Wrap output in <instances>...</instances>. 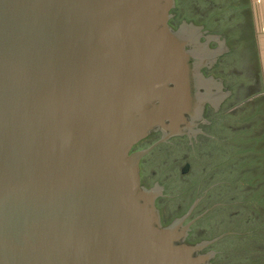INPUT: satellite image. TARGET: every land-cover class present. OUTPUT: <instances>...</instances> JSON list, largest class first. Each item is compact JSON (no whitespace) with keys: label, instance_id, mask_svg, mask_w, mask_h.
Instances as JSON below:
<instances>
[{"label":"water","instance_id":"1","mask_svg":"<svg viewBox=\"0 0 264 264\" xmlns=\"http://www.w3.org/2000/svg\"><path fill=\"white\" fill-rule=\"evenodd\" d=\"M173 5L0 0V264L215 257L184 240L209 210L164 226L161 192L140 180L150 150L130 153L151 132L185 134L209 98L185 96L194 54L169 24Z\"/></svg>","mask_w":264,"mask_h":264},{"label":"flooded vegetation","instance_id":"2","mask_svg":"<svg viewBox=\"0 0 264 264\" xmlns=\"http://www.w3.org/2000/svg\"><path fill=\"white\" fill-rule=\"evenodd\" d=\"M247 1L174 0V5L169 10L170 26L179 32L181 39L190 43L186 50H191L194 54L193 61L191 60L192 64L187 66L188 70L185 69L184 71L185 80L182 83V88L189 89L185 96H209V98L200 111L195 110L194 125L185 134L175 135L163 141L164 133L162 131L151 132L146 138L154 137L156 139L154 143L144 150H138L139 147L135 148L137 143L130 152L135 154L150 150L140 160V180L141 185L152 190L154 194L161 191L162 196L155 199V207L159 210L163 225V209L171 202L175 203L178 209H182L193 193L196 200L188 213L175 218L170 225L176 221L181 222V218L191 217L195 212L201 210L206 201L210 203L215 201L207 210L213 208V211L226 205L219 201V197H223L225 191L228 190L230 181L227 174L230 173L231 176L232 173L222 172L224 169L222 165L228 161L231 154L228 147L235 146L230 142L228 143V138L245 131L238 124L232 123L240 120V112H231L233 108L230 107L235 106V96H253L252 93L257 86V72L251 73L252 69H247L256 64L255 33L252 28ZM191 31L201 33L200 41L191 35ZM210 41L217 43V50L211 48L213 43L209 49L208 42ZM239 120L238 123H240ZM155 147L156 149L153 150ZM187 148L197 150L195 158L198 160L219 156L220 161L214 167L215 174L211 181L212 186H209L211 189L207 188L203 191L200 188H194L193 191L191 188H187L178 194L179 196H171L168 186L170 180H178L179 184L185 186L187 184L184 181L189 180L191 182L193 180L190 159L176 158L178 163L181 161L184 163L181 172L171 173L167 178H162L157 171L153 170L152 159L160 150ZM149 171H152L151 175L148 174ZM219 177L228 178L224 179L222 183H216ZM213 186L215 188H212ZM244 192L245 190L242 191V193ZM239 214L231 217H235L234 220L237 221ZM194 225L185 237V243L189 246L212 243L213 247L217 249V244L221 242L224 235L210 241L207 239L197 241V238L193 236ZM202 233L198 235H202ZM192 239L194 243L191 241ZM216 255L221 254L216 251Z\"/></svg>","mask_w":264,"mask_h":264},{"label":"rangeland","instance_id":"3","mask_svg":"<svg viewBox=\"0 0 264 264\" xmlns=\"http://www.w3.org/2000/svg\"><path fill=\"white\" fill-rule=\"evenodd\" d=\"M211 43H213L212 46ZM214 43V41H211L209 47L211 46L212 49H216L217 43ZM256 82L257 86L254 92H258L259 90L264 92L263 80H260V77L257 76ZM235 97V106H231L230 108H233L231 112H240V120L238 119L240 123H238V120L232 123L238 124L245 131L228 138V143L230 142L235 146L228 147L231 153L230 158L222 165L224 168L222 172H235V175L232 177L230 173L227 174L229 175V181L233 182V185L228 187V190L223 194V201L233 200L228 203L229 210L212 215L210 219L217 220L222 215H229V217L237 216L241 211H244V214L237 221L232 222V224L229 223V227L237 229V233L240 234H234L236 238H233L231 241L222 240L217 244V249L211 243L202 248L200 253L208 254L211 250L215 253L216 251L223 252L219 256L215 254L213 259L208 260V263L212 264H264V96ZM250 97L252 98L250 99ZM155 149L156 147L153 150ZM196 151L192 148L160 150L155 154L154 159H152L153 170L157 171L162 178H167L169 174L174 172H181L184 163L182 161L178 163L175 160L176 158L184 157L190 159L194 176L193 180L191 182L189 180L184 181L187 186L179 184L178 180H170L168 186L171 196L181 194L187 188H191L193 191L194 188H200L202 185H206V189L212 186L211 181L215 174L214 167L220 161L219 156L217 158L212 157L198 160L195 158ZM226 178L228 177H219L216 183H222ZM212 188H215V186ZM238 189H243L245 192H238ZM160 197L158 195L156 198L159 199ZM207 204H203V206ZM203 206L201 207V211L195 212L200 214L196 218L207 211L208 208L204 210ZM212 209H209L203 216L211 213ZM167 211H169L168 206L163 209L164 223L168 215ZM191 217L185 219L182 223V228H185L196 219H190ZM202 217L195 220L189 226V229L191 230L192 226ZM249 218H254V222L248 224L246 221ZM219 229L220 226L213 225L211 230L212 232H218ZM188 233L189 230L185 231V234ZM228 235L223 237H227ZM191 241L194 243L193 239Z\"/></svg>","mask_w":264,"mask_h":264},{"label":"trees","instance_id":"4","mask_svg":"<svg viewBox=\"0 0 264 264\" xmlns=\"http://www.w3.org/2000/svg\"><path fill=\"white\" fill-rule=\"evenodd\" d=\"M156 141V139L154 137L149 136L148 138L142 140L140 143H138L136 147H139L138 150H144L146 148H148L152 143H154ZM134 148V149H135ZM152 171H149V175H151ZM193 175V172H192ZM235 175V172L232 171L231 173V177ZM233 185V182L229 183V187H231ZM200 189L203 191L206 189V185H202L200 187ZM243 189H238V192H242ZM215 197V196H214ZM221 202L225 203L226 205L217 208L213 211H211V213H208L207 215H205L203 218H201L195 225H194V232H193V236L197 238V241L201 240V239H207V240H214L220 236H223L225 234H229L227 237H224L222 240H227V241H231L233 238H236V236L234 235L235 233L238 232L237 229H231L229 227V223L232 224V222L236 219L235 217H229V215H222L219 219L217 220H211L210 217L212 215H216L217 213H222L225 210H229V206L228 203H230L233 199H229L226 201H223V197H219ZM196 200V196L193 193L192 196H190L189 200L186 202V204L183 206L182 209H178L176 204L174 205L172 202L168 205L169 207V211H167L168 215L166 218V222L164 223V226H168L172 223V221L175 218L178 217H182L184 215H186L190 209V207L193 205L194 201ZM208 201H206L204 204H207ZM215 203V201H213ZM213 202L205 206H203V208H205L204 210H206L207 208H210L213 205ZM203 210V209H202ZM201 211V210H199ZM244 214V211L240 212V216ZM198 215H200L199 213H194L193 216L190 219H194L196 218ZM221 215V214H220ZM239 216V217H240ZM164 220V219H163ZM248 224L254 222V218H249L246 221ZM213 225L216 226H220V229L218 232H212V228ZM232 226V225H231ZM203 232V233H202ZM199 233H202V235H198ZM221 240V241H222Z\"/></svg>","mask_w":264,"mask_h":264},{"label":"crops","instance_id":"5","mask_svg":"<svg viewBox=\"0 0 264 264\" xmlns=\"http://www.w3.org/2000/svg\"><path fill=\"white\" fill-rule=\"evenodd\" d=\"M248 9L250 11V18L252 28L255 33L256 53L255 63L249 66L252 69L251 73L257 72V76L264 83V0H248ZM257 6V7H256ZM261 82V81H260ZM253 96H264V92H253Z\"/></svg>","mask_w":264,"mask_h":264}]
</instances>
